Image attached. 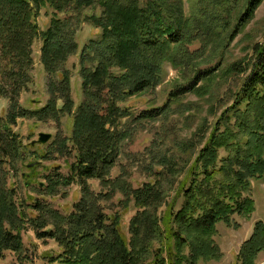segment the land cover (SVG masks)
<instances>
[{
  "label": "trees",
  "instance_id": "1",
  "mask_svg": "<svg viewBox=\"0 0 264 264\" xmlns=\"http://www.w3.org/2000/svg\"><path fill=\"white\" fill-rule=\"evenodd\" d=\"M188 1L193 6L186 15L182 0H0V96L14 102L0 116V257L9 251L16 264H34L36 250L29 253L23 240L31 230L37 239L57 246L38 254L40 264H196L222 258L214 241L216 225L231 224L234 215L250 216L255 210L250 181L264 182V41L252 47L250 59L221 70L246 75L193 160L188 156L180 164L172 149L169 158L159 160L164 166H148L152 179L137 187L122 174L111 177L131 124L175 112L172 101L188 93H206L204 82L220 72L223 46L233 37L228 28L245 26L262 2ZM46 6L53 10L52 18L40 30L35 19ZM96 6L99 14H83ZM81 18L98 32L79 56L82 95L75 106L64 66L76 48L73 24ZM36 38L42 41L40 61L50 98L42 107H26L16 98L32 80ZM205 53L212 60L219 53L218 61L202 66ZM164 63L183 73L186 68L191 80L178 84L159 108L135 113L122 105L155 89L162 82ZM207 93L213 95L211 89ZM60 99L63 105L58 107ZM64 114L72 118L70 135L56 137L46 150L32 145L30 136L24 142L14 131L18 119L58 121ZM220 150L226 155L220 156ZM56 155L73 158L68 174L41 164ZM89 179L99 180L102 190L93 191ZM73 183L81 196L62 214L48 198ZM116 193L121 196L114 201ZM131 205L135 213L126 236L121 220ZM260 253L264 221L255 223L236 264H260Z\"/></svg>",
  "mask_w": 264,
  "mask_h": 264
},
{
  "label": "rangeland",
  "instance_id": "2",
  "mask_svg": "<svg viewBox=\"0 0 264 264\" xmlns=\"http://www.w3.org/2000/svg\"><path fill=\"white\" fill-rule=\"evenodd\" d=\"M182 2L187 15L193 4L188 0H182ZM52 11L47 6L40 8L35 19L40 30H45L49 26ZM100 11L101 8L96 6L95 8H87L83 14L89 16L91 14H99ZM61 17L63 16L61 15ZM73 29L72 39L76 48L69 55L64 68L70 72L71 97L75 102V106H77L81 101L82 95L79 56L83 47L91 39L97 37L98 29L84 20L82 22L80 21V23L75 21ZM228 30L232 33L233 37L228 41L225 49L223 46L224 58L219 60L220 64L218 67V69L220 68V72L214 75L211 82L207 85L204 82L207 92L208 89H211L213 95L209 97L207 92L202 95L195 94L194 92L188 93L187 95L179 97L176 101H172L171 106L173 108L177 107L175 112H171L167 116L163 115L155 119L140 121L136 123L137 125L134 123L131 124V130L127 136V143L123 153L118 159L117 164L111 170L112 178L122 174V177L127 179L133 187H137L143 182L152 179L151 175L148 174V166L155 169L164 166L159 160L163 156L169 158L172 149L176 151L178 158H180V164L184 165V159L189 156L190 160H193L203 148L214 123L223 109L227 108L234 101V94L239 89V85H241L242 79L246 75L230 73L227 75V73L225 74L221 70H225L231 64L243 62L244 59H250L252 56V47L257 42L264 41V0H262L261 4L255 10L253 17L245 26L235 29L232 24ZM41 45V39H34L31 46L33 63L29 71L32 80L24 85L16 98L20 105L26 107H31L30 103L33 104L32 106L42 107L48 98H50L47 91L46 74L40 61ZM218 55L212 60L208 53L203 54L200 58L204 60L201 61V65L205 66L213 61H218ZM209 60L212 61L208 62ZM0 68H2L1 62ZM191 78L192 73L188 72L186 68H184L183 73L182 70L173 68L169 63H164L162 82L155 89L134 96L122 105L129 106L135 113L145 109L159 108L165 105L170 92L178 87V84H187ZM214 88H217V91ZM198 90L202 91V93L204 92L203 88ZM13 103L10 97L0 96V116H6ZM62 105L63 101L61 99L58 100L57 106L61 107ZM71 119L70 114L62 115L58 121L51 118L45 121L18 119L17 124L14 126V131L26 143L28 142L27 136L31 137L32 142L38 138L40 132L51 134L50 139L45 144L35 143L41 150H46L56 137H67L70 135ZM123 123H127V121ZM152 142H155V144ZM187 144H192V146L189 149H185ZM181 145H184V149L180 147ZM225 155L226 152L220 150V156ZM72 160L73 158L71 156L56 155L51 160H41V164L56 165L62 173L68 174V166ZM88 182L93 191L99 192L102 190L99 180L89 179ZM250 182V196L255 202L254 212L247 217L234 215L232 217V223L229 225L224 222L218 223L216 225L214 241L222 251V258L219 261L199 260L196 264L237 263L238 252L242 244L250 238L255 223L257 221H264V182L261 179H252ZM164 184L167 185V181ZM173 189H170L169 193H167V200H170L173 196ZM80 196L81 188L77 183H73L63 189L61 194L49 197L48 200L62 214H67L71 211L73 204ZM120 196V193H116L114 201H117ZM178 205L180 206V200ZM108 207L109 205L107 206L106 212L110 211ZM134 213L135 208L132 205L129 210L123 213L121 230L126 236H128V222ZM23 240L29 253L36 250V257L33 256L32 258L34 264L42 263V260L38 256L39 253L55 251L57 249L54 242L51 240L42 241L37 239L31 230L23 234ZM257 262L260 264L264 263L263 253L259 254ZM0 264H16L15 255L9 251L5 252L4 256L0 257Z\"/></svg>",
  "mask_w": 264,
  "mask_h": 264
},
{
  "label": "water",
  "instance_id": "3",
  "mask_svg": "<svg viewBox=\"0 0 264 264\" xmlns=\"http://www.w3.org/2000/svg\"><path fill=\"white\" fill-rule=\"evenodd\" d=\"M51 137V134L49 133H43L40 132L38 134V138L31 142V144L39 143V144H45ZM33 164H29V167H31ZM264 264V263H263Z\"/></svg>",
  "mask_w": 264,
  "mask_h": 264
}]
</instances>
